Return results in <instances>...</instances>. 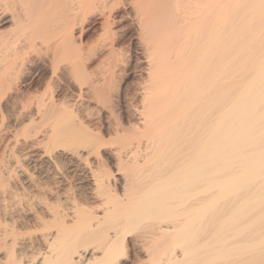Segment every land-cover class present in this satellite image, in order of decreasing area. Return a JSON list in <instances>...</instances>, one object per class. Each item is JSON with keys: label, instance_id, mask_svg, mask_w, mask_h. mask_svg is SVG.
I'll return each mask as SVG.
<instances>
[{"label": "bare ground", "instance_id": "6f19581e", "mask_svg": "<svg viewBox=\"0 0 264 264\" xmlns=\"http://www.w3.org/2000/svg\"><path fill=\"white\" fill-rule=\"evenodd\" d=\"M127 4L147 78L137 101L112 86L123 61L114 13ZM96 13L105 29L98 46L110 57L102 85L76 34ZM51 48L76 76L77 95L56 98L51 85L24 96L18 114L44 127L30 134L41 133L39 156L58 180L35 178L16 160L5 171L7 180L23 175L20 184L0 170V264H264V0H0V102L31 51ZM87 97L97 125L80 111ZM119 141L127 142L117 154L107 152ZM62 161L88 182L84 197L67 183L62 192ZM112 163L116 174L129 163L133 171L126 165L131 173L116 178Z\"/></svg>", "mask_w": 264, "mask_h": 264}, {"label": "rangeland", "instance_id": "374dc122", "mask_svg": "<svg viewBox=\"0 0 264 264\" xmlns=\"http://www.w3.org/2000/svg\"><path fill=\"white\" fill-rule=\"evenodd\" d=\"M131 6V5H130ZM121 8H119V9H117L116 11H115V13H114V17H116L115 18V21H116V23L115 24H113L112 25V28L115 30V32L117 33V35H116V37H117V42H116V49L120 52V53H122L121 55H122V57L121 56H119L118 55V57H120V59H122V60H120V61H122V63L124 64V66L123 65H121L122 63L120 62V67H122V68H118L117 70H118V76H116V81H114L115 83L113 84V82H112V86H114L113 88V91L115 90L116 91V89H117V92L120 90V91H122V92H124V93H127V91L129 90V91H131V92H133V94L131 93V94H128V97L130 96V97H135V99H136V101L139 99V95H137L136 94V91H137V88L135 87V86H139V84L140 85H142V84H144V82L146 81V70L144 69V68H142L143 67V63H141V62H139L138 64L136 63L137 61H135V59H136V56H138V54H140V52L142 51V50H139V48L140 49H142V46L140 45V44H138L139 42L137 41L136 42V38H135V36H137V34H136V30H137V27L136 26H138L137 25V21L136 20H134V8H132V7H129V4H127L125 7H123V6H120ZM124 8V9H123ZM129 8V9H128ZM244 8V7H243ZM126 9V10H125ZM246 10V9H245ZM244 10V11H245ZM121 11H123V12H121ZM125 11H127V12H125ZM118 12V13H117ZM125 12V13H124ZM123 14V15H127V14H130V15H132V13H133V15L131 16V17H127V16H125V18H123V19H121V20H124V21H121V20H119L118 18H120L121 17V14ZM116 14H117V16H116ZM99 13H96L95 14V16H94V14L93 15H89V17H88V15H87V17H88V19H86V20H83V25L82 24H78V26H77V29H76V34H77V36H79V38H80V35H81V39H82V41H81V43H80V40L81 39H79L78 40V42H79V44L81 45H79V47L81 48V50H82V53L84 54V57H85V63H86V66H87V69H88V72H90L91 74V77H93L92 79H94L93 81H94V83H95V85H98V84H100V85H102V81H100L99 83H98V81L99 80H102V77H101V75H105L107 72V70L105 69V67L106 66H108L109 67V65L107 64V63H109V59H110V57H109V52H108V50L107 49H99V43H100V41H101V39L103 38V36H105L104 34H105V29H104V27L102 26V23H103V21H104V17L103 16H100L99 17ZM91 16H93V17H91ZM87 17H85V18H87ZM118 17V18H117ZM132 18V19H131ZM117 19V20H116ZM130 20H132L131 22H130ZM121 21V22H120ZM102 22V23H101ZM101 25H100V24ZM130 23H131V25H130ZM132 23H133V25H132ZM135 23H136V26H135ZM125 24H127V26L125 25ZM80 25V26H79ZM79 27V28H78ZM81 28V29H80ZM84 28V29H83ZM79 29V30H78ZM83 29V30H82ZM81 33H79L78 31ZM82 30V31H81ZM136 34V35H135ZM135 35V36H134ZM133 40V41H132ZM98 42V43H97ZM133 42H135V43H133ZM97 44V45H96ZM139 45L141 46V47H139ZM86 46V47H85ZM93 46V47H92ZM98 46V47H97ZM136 46V47H135ZM98 49H97V48ZM84 48V49H83ZM137 48V49H136ZM90 49V50H89ZM96 49V50H95ZM51 50H52V48H51ZM93 50V51H92ZM137 50V51H136ZM139 50V51H138ZM33 51V50H32ZM32 51H31V53L30 54H32L31 55V60H30V63L28 64V66L26 67V71H21V72H23L22 74H23V76L21 75V73H20V76L21 77H19V74H18V77L16 78L17 79V82L15 81L16 79H13L14 80V82L16 83H14V82H12V91L10 90L9 91V94H12V95H9L8 94V96L6 97L7 99H9V100H7L6 98H3L2 99V101L0 102L1 103V105H0V158L1 159H3V160H1L0 161V168H2V169H0L1 171L3 170V173L4 172H6V173H4L5 174V176H4V178H5V181L6 182H8V180H12V179H10V178H14L13 180H14V182H23L24 181V177H23V175H21V177H19L18 178V175H20V174H16L15 173V171H14V173H15V175H17L16 177L19 179H16V177H15V175H14V173H12L13 174V176L12 177H10V178H8V180H7V177H9L8 175H6L7 173L9 174V171H5V168L6 169H9L10 170V172H11V167L12 166H14L15 165V160L16 161H19V164L20 165H22V163H23V167H25V166H27L28 165V167H29V170L30 171H28L27 170V172H30V173H32V175H34V177L35 178H37L38 177V179H41V180H46V182H53L54 180H58V178L56 179L55 178V175H53V172H52V170L50 169V168H48L49 166H48V164H46L41 158H40V156H41V154H43V151L45 150V148H44V146H43V143H42V145H41V138H42V136H41V133H40V135H39V133H37L38 132V129L40 128V126H37V124H39L40 125V123H38V120H35L33 123H31V122H29L27 119H23L22 118V116H20V114H18V112L20 111V113H21V110L20 109H22L23 107H20L21 106V103L22 104H25V100H26V104L25 105H27V102L29 101L28 99L29 98H31V94H32V97H34V95H36V93H37V96L38 95H40V94H42V93H44L45 92V90H46V92H48L50 89L52 90V88H49L51 85V87H53V90H56V91H53V92H55V97L56 98H64V97H66L65 99L66 100H68L69 102H72L74 99H75V97H76V95L77 94H73V93H75V92H78V87H77V84H78V81H77V79H76V76H74L73 75V72H71V71H67L66 72V70L64 69V64H65V61L60 57V55H58V54H60V53H54L53 52V50L52 51H50V50H46V53L48 52V54L47 55H43L42 53H43V51H42V53H40V52H36V53H38L39 54V56L38 55H36V53H32ZM50 51V52H49ZM96 51V52H95ZM102 51V52H101ZM136 51V52H135ZM34 52V51H33ZM138 52V53H137ZM45 52H44V54H46ZM49 53H50V56L52 57H49ZM56 55L55 57L58 59V57H59V64L54 60V63L52 64V62H53V59H55V58H53V56H54V54ZM105 53H106V55H105ZM119 53V54H120ZM135 53L137 54V55H135ZM97 54V55H96ZM108 54V55H107ZM53 55V56H52ZM62 55V54H61ZM34 56V57H33ZM38 56V57H37ZM41 56H44V58L43 57H41ZM58 56V57H57ZM94 56V57H93ZM108 56V57H107ZM40 57V58H39ZM104 57H107L108 59H104ZM34 58V59H33ZM61 58V59H60ZM86 58H87V60H86ZM104 59V61H103V59ZM134 58V59H133ZM51 59V61L52 62H50L49 60ZM34 60H36V61H34ZM45 60V61H44ZM89 60V61H88ZM93 60V61H92ZM33 63H32V62ZM44 63H43V62ZM48 61V62H47ZM106 61H108L107 63H106ZM50 62V63H49ZM93 62V63H92ZM102 62V63H101ZM131 62V63H130ZM36 65H35V64ZM47 63V64H46ZM62 63H64V64H62ZM135 63V64H134ZM141 63V64H140ZM43 64V65H42ZM54 64H55V67H56V69H54L55 67H54ZM58 64V65H57ZM88 64V65H87ZM103 64V65H102ZM62 65V66H61ZM91 65V66H90ZM139 65V66H138ZM105 66V67H104ZM129 66V67H128ZM50 67H53V70H52V68H50ZM89 67V68H88ZM108 67H106L107 69H108ZM140 67V68H139ZM60 68V69H59ZM104 68V69H103ZM59 69V70H58ZM58 70V71H57ZM93 70V71H92ZM102 70H104L103 72H101ZM129 70V71H128ZM29 71H31V72H29ZM52 71V72H51ZM65 71V72H64ZM99 71V72H98ZM53 72H54V75L55 76H53ZM59 72V73H58ZM117 72V71H116ZM129 72V73H128ZM32 73V74H31ZM144 73V74H143ZM68 74H69V76H68ZM125 75V76H124ZM144 75V76H143ZM17 76V75H16ZM15 76V77H16ZM56 76H57V78H56ZM98 76H100V77H98ZM24 77V78H23ZM54 77V78H53ZM73 77H74V80H73ZM21 79V80H19V82H18V79ZM66 78H68V79H66ZM120 78V79H119ZM59 79V80H58ZM76 79V80H75ZM97 79V80H96ZM99 79V80H98ZM23 80V81H22ZM51 80V81H50ZM57 80V81H56ZM25 81V82H24ZM60 83H59V82ZM76 81H77V83H76ZM22 83V85H21V83ZM53 84H52V83ZM56 82V83H55ZM73 82V83H72ZM140 82H142V84L140 83ZM14 83V84H13ZM65 83H66V85H65ZM68 83V84H67ZM76 83V84H75ZM97 83V84H96ZM48 84V86L46 87V85ZM56 84V85H55ZM73 84V85H72ZM75 85V86H74ZM58 86V87H57ZM65 88H64V87ZM126 86V87H125ZM132 86V87H131ZM22 87V88H21ZM39 87V88H38ZM59 87H60V89H59ZM69 87V88H68ZM71 87H73V88H71ZM87 87V86H86ZM85 87V88H86ZM100 87V86H99ZM99 87H97V89H99ZM124 87H125V89H126V92L124 91ZM17 88L19 91H18V93H16L17 91H15V89ZM19 88H21V89H23V90H25V91H22L21 89H19ZM37 89V91L35 92V90ZM55 88V89H54ZM59 90H57V89ZM62 88V89H61ZM68 88V89H67ZM74 88H78L77 90L75 89V92L73 91L74 90ZM116 88V89H115ZM118 88H120V89H118ZM130 88V89H129ZM16 89V90H17ZM28 89L31 91H28ZM47 89H49V90H47ZM67 89V90H66ZM136 89V90H135ZM34 90V91H33ZM43 90V91H42ZM64 92H62V91ZM73 91V92H71V91ZM22 91V92H21ZM65 91H67V92H65ZM98 91V90H97ZM114 91V92H115ZM128 91V92H129ZM134 91H135V93H134ZM12 92V93H11ZM16 93V95L17 94H19L18 95V97L17 96H15L14 95V93ZM24 92V93H23ZM32 92H34L35 94L33 95V93ZM42 92V93H41ZM57 92V93H56ZM60 92V93H59ZM116 92V93H117ZM22 93V94H21ZM27 93V94H26ZM49 93V92H48ZM62 93V94H61ZM70 94L69 95V97H71V98H68V94ZM24 94V95H23ZM92 94V93H91ZM90 94V96L92 97V95ZM30 96V97H28V99L26 98L25 99V97H27V96ZM60 97H59V96ZM64 95H66V96H64ZM72 95H75V96H72ZM133 95V96H132ZM11 97V98H8V97ZM14 96V97H13ZM25 96V97H24ZM58 96V97H57ZM16 97V98H15ZM19 97H21V99H23L22 101H21V99L19 98ZM23 97V98H22ZM91 97H87L85 100L84 99H81V100H83L84 101V103H83V101H80L79 103H80V105H79V107H80V111H81V113L84 111V110H89L90 112H93V114L96 112V111H98V110H96V109H99V108H97L98 106H97V104H96V102H94V100L95 99H92ZM68 98V99H67ZM73 98V99H72ZM90 98H91V101H90ZM12 101H11V100ZM72 99V100H71ZM87 99H89L88 101H87ZM5 100H6V102H5ZM71 100V101H70ZM20 101V102H19ZM15 102V103H14ZM16 102H17V104H16ZM24 102V103H23ZM90 102V103H89ZM83 103V104H82ZM89 103V104H88ZM86 104L88 105L87 106V108H86ZM82 105V106H81ZM83 105H85L84 107L86 108H81V107H83ZM23 106V105H22ZM92 106V107H91ZM16 107V108H15ZM89 107V108H88ZM95 107H96V109H95ZM91 108V109H90ZM13 109V110H12ZM96 110V111H95ZM83 113H87V111H84ZM14 114H16V116H18V119L17 120H19V122H17L16 121V116L14 115ZM97 114V115H96ZM95 116H92V119H91V123H92V121L94 120L95 122H98V118L97 117H99V114L98 113H95L94 114ZM12 116H14V117H12ZM96 117V118H95ZM15 118V119H14ZM20 118H22V119H20ZM94 118V119H93ZM14 119V120H13ZM24 120V121H23ZM27 120V121H26ZM97 120V121H96ZM133 121H137V119L136 118H133L132 119ZM20 121H22L23 122V126H22V124H20L21 122ZM15 122H16V124H15ZM95 122H93L92 124H95ZM26 124V127H25V124ZM34 123H36L35 125H34ZM19 124V125H18ZM29 125H31V127L29 126ZM42 125V124H41ZM95 125H97V124H95ZM99 125V124H98ZM38 128H37V127ZM24 129H23V128ZM28 127V128H27ZM36 129L37 128V132L33 135V136H35V142L32 140V139H34V137H32V135L30 134V132L32 133V130H34L33 131V133L36 131L34 128ZM47 126H45V128H46ZM16 128H17V130H16ZM23 130H21V129ZM29 128H30V130L31 131H29ZM44 129V127H42L41 126V128L40 129ZM27 129V130H26ZM25 131V132H24ZM26 132H28V133H26ZM16 134V135H15ZM18 135V136H17ZM29 136V138H28V136ZM25 136V137H24ZM41 136V137H40ZM195 137H197L198 136V134L197 133H195V135H194ZM32 137V138H31ZM40 137V138H39ZM120 137H121V135H120ZM26 138V139H25ZM115 138V139H114ZM118 136L116 135V134H113V136H111V139H114L113 141H116V139L118 140ZM29 139V140H28ZM27 140V141H26ZM42 140H43V138H42ZM45 142H46V140H44ZM15 142V143H14ZM40 142V148H38V147H34L35 146V144L36 145H39L38 143ZM123 142V143H122ZM121 143H120V141L118 142V143H115V144H113V146L111 145V147H108L107 148V152H109L110 151V153H112V151H113V153L115 154H117V151L119 150L118 149V147H119V143L122 145H120L121 147H123V144L125 145L126 144V142L127 141H122ZM125 142V143H124ZM14 144H16V145H14ZM34 144V145H33ZM118 144V145H117ZM115 145H116V147H115ZM32 146V147H31ZM120 147V148H121ZM37 148V149H36ZM117 149V150H116ZM41 153H40V152ZM116 151V152H115ZM11 152V153H10ZM13 152L16 154V155H13ZM39 154H40V156H39ZM33 155V156H32ZM2 156V157H1ZM15 156H17V157H15ZM31 158H29V157ZM19 157V158H18ZM34 157V158H33ZM36 157V158H35ZM38 157V158H37ZM17 158V159H16ZM21 158V159H20ZM26 158H28L27 160H26ZM36 160L37 162H33L34 160ZM96 158V159H95ZM92 157L91 159L93 160V161H95L96 162V160H97V157ZM13 161H12V160ZM24 159V160H23ZM42 160L41 162H40V160ZM21 160V161H20ZM31 162H29V161ZM39 160V161H38ZM2 162V163H1ZM13 162H14V164H13ZM22 162V163H21ZM63 162V163H62ZM61 163H60V166L59 167H61V169L62 170H64V172L60 169V171L61 172H63V174L62 173H60L59 175H60V177L62 176L64 179V183L63 184H60V187H61V189H62V192H68V191H70V190H68L70 187L72 188V190L70 191L71 193H69L70 195H72V196H78L79 197V194H80V197L81 196H83L84 197V194H86V189H83V188H87L86 186H87V184H88V182H85L84 180V177L82 176V175H80L81 173L76 169V168H74V167H72L69 163H67L66 161H62ZM116 162V161H115ZM41 163V164H40ZM44 163V164H43ZM65 163H66V165H65ZM117 163V162H116ZM116 163H112L114 166H112V168H111V165L109 164V166H108V169H110V171L113 173V175L116 177V178H118V177H120L121 175H123V173L125 172V170L129 167V166H131L132 164H126V165H129L128 167L125 165L124 166V168H125V170H124V172H122V174L120 175V174H116V172H117V169H118V164L117 165H115ZM13 164V165H12ZM24 164H26L25 166H24ZM40 164V165H39ZM47 166H46V165ZM69 164V165H68ZM5 165V166H4ZM6 165L7 166H9L8 168L6 167ZM30 165V166H29ZM35 165H37V166H35ZM65 165V166H64ZM68 165V166H67ZM15 167H16V165H15ZM15 167L12 169V170H14L15 169ZM33 167H35V168H33ZM38 167H42V168H44V169H42V168H38ZM68 168V171H67V168ZM114 167L115 168H117V169H114ZM127 167V168H126ZM132 167H134V166H131L130 168H131V172L133 171L132 170ZM4 168V169H3ZM11 168V169H10ZM25 168H27V167H25ZM30 168H33V170L32 169H30ZM45 168H46V170H45ZM129 168V169H130ZM28 169V168H27ZM40 169V170H39ZM48 169V170H47ZM73 169V170H72ZM76 169V170H75ZM134 169V168H133ZM26 170V169H25ZM39 170V171H38ZM45 171V173L43 172V171ZM49 170H51V171H49ZM75 170V171H74ZM33 171V172H32ZM35 171V172H34ZM37 171V172H36ZM72 171V172H71ZM77 171V172H76ZM129 170L127 169V172L126 173H124V174H126L127 175V173L128 174H130L131 172L129 171ZM38 172H40V173H38ZM41 172H42V176H41ZM47 172H49V173H47ZM79 172V173H78ZM115 172V173H114ZM18 173V172H17ZM30 173H28V174H30ZM65 173H67V174H65ZM73 173V174H72ZM121 173V172H120ZM72 174V175H71ZM38 175H40V176H38ZM49 175V176H48ZM52 175V176H51ZM74 175V176H73ZM118 175V176H117ZM2 176V177H3ZM46 176H48V177H46ZM50 176L52 177V179L50 178ZM71 176V177H70ZM79 176H81V177H79ZM125 175H123V177H124ZM22 177H23V179H22ZM41 177V178H40ZM61 177V178H62ZM68 177V179H69V177H70V179L72 180H67V179H65V178H67ZM75 177V178H74ZM122 177V176H121ZM4 178H2L3 180H4ZM84 180H83V179ZM21 179V180H20ZM76 179H82V180H76ZM13 180L11 181V182H13ZM51 180V181H50ZM66 180H67V182H66ZM75 181V182H74ZM81 181H84V182H81ZM20 182H19V184H20ZM69 182V183H68ZM67 183V187H69V188H67V187H65L66 185H64V184H66ZM79 183V184H78ZM83 183V184H82ZM68 184H70V185H68ZM76 184V185H75ZM58 185V184H57ZM63 185V186H62ZM80 185V186H79ZM84 185V186H83ZM82 186V187H81ZM62 187H65V188H62ZM70 188V189H71ZM83 189V191H82V189ZM64 189L65 190H68V191H64ZM78 189H80V190H78ZM73 191V192H72ZM79 191H82V193L81 192H79ZM73 193H75L74 195H73ZM77 193V194H76ZM68 194V195H69ZM147 246V245H146ZM142 257L143 258H146L147 256H146V253H144L143 252V254H142Z\"/></svg>", "mask_w": 264, "mask_h": 264}]
</instances>
